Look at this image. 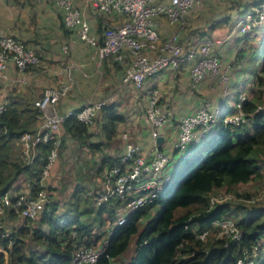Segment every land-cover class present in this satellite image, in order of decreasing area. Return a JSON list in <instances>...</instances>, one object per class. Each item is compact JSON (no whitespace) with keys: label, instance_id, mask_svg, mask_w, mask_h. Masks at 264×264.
I'll use <instances>...</instances> for the list:
<instances>
[{"label":"trees","instance_id":"1","mask_svg":"<svg viewBox=\"0 0 264 264\" xmlns=\"http://www.w3.org/2000/svg\"><path fill=\"white\" fill-rule=\"evenodd\" d=\"M61 23L64 26L62 20ZM262 26L264 24L261 23L255 28ZM246 35L237 36L245 39L253 37ZM248 53L250 58L260 54L262 60L254 76L250 92L252 96L242 102V110L248 121L234 125L221 119L212 135L202 141L201 151L190 158H183L173 169L168 188L158 198L128 214L124 222L115 221L105 250L96 264H111V259L125 251L135 234L138 235L136 253L128 264H236L237 259L250 252L254 244H264V203L241 208L243 214L235 220L242 232L240 239L209 238L206 241L198 237L200 230L213 227V220L230 215L228 203L210 205L211 193L225 185L246 182L261 172L256 154L264 150V111H257V101L264 87V29L259 40L252 41L237 52V63ZM36 66L32 65L28 70ZM34 102L29 104L20 98H9L4 102L5 109L0 113V194L11 189L22 174L29 185V191L25 194L36 197L43 189L42 173L52 142L38 144L31 162L13 156L11 146L12 140H19L23 132L37 130L35 123L39 120V110ZM99 111L100 140L91 138L94 134L90 132L89 123L72 114L61 123L65 135L60 138L59 150L64 147L68 135L92 152L101 151L107 146L118 124L125 119L115 102L105 104ZM19 144L22 147L21 142ZM118 164H122L120 157L104 155L100 170ZM86 193L81 179L73 189L72 199L65 202L62 210H58L56 200L50 199L37 216L39 226H30V219L9 211L3 219L16 220L20 217L22 222L11 225V232L7 236L0 235L3 249L0 250V264H68L79 246L84 243L96 244L97 234L91 230L89 219L100 224L117 219L115 213L120 197L115 195L95 207L93 199L86 197ZM155 205L158 208L151 216L147 213L148 208ZM143 216H147V220L139 231ZM28 237L43 248L39 250L25 246ZM261 258L262 254L259 256Z\"/></svg>","mask_w":264,"mask_h":264},{"label":"built area","instance_id":"2","mask_svg":"<svg viewBox=\"0 0 264 264\" xmlns=\"http://www.w3.org/2000/svg\"><path fill=\"white\" fill-rule=\"evenodd\" d=\"M52 1L64 26L74 31L79 39L91 48L93 58H97L99 62L109 58L123 64L122 85L131 84L140 89L149 77L165 69H179L188 63H191L189 74L193 87H196L206 75L219 73L220 59L213 52L219 39L204 35L185 43L180 40L181 31L186 25V17L205 0H84V7L93 8L100 14H123L125 17L120 22L106 25L99 36L90 33L89 21L77 0ZM162 17L172 27L164 37L159 30V21ZM234 20L237 35L244 36L250 33L255 26L264 22V0H256L249 10ZM69 46L68 43L62 44V51L67 53ZM39 63L40 57L35 49L6 32L0 23V78L9 79L6 70L10 64L24 74L30 66ZM66 69L70 74V66ZM19 79L26 81L27 77L22 76ZM220 83L227 88L228 78L225 74L221 75ZM72 86L73 80L69 75L67 81L46 88L34 102L39 110L40 125L36 131H26L19 136L26 162H31L35 157L38 144L52 142L43 168L44 174L45 169H48L58 157L61 141L58 130L62 121L74 114L79 120L90 123L102 106L114 102L112 92L103 98H88L78 108L59 114L56 105L68 95ZM227 94L225 90L224 96ZM160 98V90L153 88L145 106L146 120L151 126L155 144L154 149L145 154L138 143L128 142L120 155L122 164L104 170L105 186L99 200L106 201L115 195L120 197L116 212L120 215L116 219L118 223L124 222L131 212L158 198L171 182L175 166L169 170L170 164L174 162L170 149L165 146L166 137L162 131L173 122L171 112L162 107ZM247 99L245 93H239L234 100L232 111L225 114L220 108H215L211 101L204 100L178 120L174 126L176 140L171 144V149H177L181 156L188 155L186 150L197 142L208 139L221 119L224 123L230 122L234 125L246 123L248 117L242 110V102ZM4 109L5 103L1 102L0 113ZM257 111H261L259 106ZM160 135L163 136V141L158 144L156 139ZM46 197L45 193H39L36 197L25 193L14 196L8 192L0 194V235L5 237L11 232L3 225V218L9 211L13 210L23 218H36L49 201ZM223 199L225 197L217 196L215 200L218 202L214 203H221ZM214 203L211 201V204ZM211 225L220 228L232 239L238 240L242 235L230 216L215 219ZM106 243L107 240L98 245L82 244L74 251L68 264H96L98 257L105 250ZM263 249L264 244L260 242L254 244L250 252L237 259L236 264H257Z\"/></svg>","mask_w":264,"mask_h":264},{"label":"crops","instance_id":"3","mask_svg":"<svg viewBox=\"0 0 264 264\" xmlns=\"http://www.w3.org/2000/svg\"><path fill=\"white\" fill-rule=\"evenodd\" d=\"M214 1L215 0H205L204 3H206V5L210 4L209 9H214L213 11L215 13V7L213 8L211 4ZM252 1L256 2V0ZM76 2L81 7L84 16L89 21L90 33L96 36L101 35V32L106 25L120 22L125 18L123 14H100L93 10V8L84 7V0H77ZM255 2H253V4ZM247 3L251 2L247 1L245 5H247ZM227 6H225L226 8H220L217 10L219 13L222 11V14L218 13V15H215V18L213 19L214 21L211 23H207L206 16H209L207 13L208 8L203 9L205 6H200L199 11L195 10L194 12L196 15L198 14L202 17L199 18V20L197 19L195 21L196 23L192 26L193 28L190 29L193 32L194 29H196L195 27H197L199 29L197 30L200 32V36L208 35L220 40L213 48V52L219 56L222 64L219 73L215 75H206L196 87H193L189 74V67L191 63H188L179 69L162 70L158 74L146 79L142 88L137 89L131 84L122 85L121 79L123 75V64L112 61L109 58H105L99 62L97 58L92 57L91 48L83 40L79 39L74 31L64 28V31L60 32L61 30L59 24L61 27L63 25L61 23L59 12L53 5L52 0L0 1L1 25L7 32L13 36H16V38L18 37L29 44L31 43L30 45L34 47L36 46L37 50L39 51L42 63L40 68L37 71H34L32 74L28 70L22 74L18 72L14 65L10 64L6 70L9 79L0 78V103L7 101L9 98L14 100H16V98H20L29 104H33V102L42 93L43 88L50 84L58 85L61 82L67 81L69 75L73 80V86L70 89L68 95L58 102L56 109L59 114H65L73 108H78L88 98L97 99L105 94L115 92L118 97L117 102H115L118 110L122 102H128V110H119L124 115L125 120L118 124L117 131L110 141V145H107L110 146L108 150H105V148L108 147L104 146L103 150L94 151V153H92V151L89 149L81 147L74 138L69 135L67 136V143L69 146L77 147L78 150L81 149L86 154L84 158L85 161H83L82 170H88L90 168L96 167V172H98L101 177V159L104 155H112L113 151L117 147L120 148L117 143L120 138H123L124 141L129 138V140L125 142L130 140L135 141L141 146L145 154H149L154 149L155 144L152 139V130L150 124L146 120L144 108L151 90L153 88H158L161 93L160 101L162 107L165 110L170 111L172 116L171 120L173 123L170 122L169 125L163 129L162 134H164L166 137L165 146L170 149V154L173 157L172 160L174 163H172V166L176 167L180 163L181 154L179 157L180 159H175V155L179 152L177 149H171L170 146L176 140L174 126L178 123V120L183 115L187 114L195 107L200 105L204 100L211 101L213 106L215 108H220L222 112L227 111L223 109V102L227 95L224 96V89L220 83L222 74H225L230 82V87L232 88L230 98L232 101L233 99L235 100L236 96L241 92L249 93L253 86L255 75L252 76L251 73H248L247 71L249 70L248 61L250 59V54L248 53L244 59L238 63L236 56L237 52L247 45L245 41H257L260 39L261 36L258 37V35L262 34L261 32L263 31V28H254L253 31H251L253 36H251V39H245L238 36L232 38V35L230 33L227 34L225 28L223 27L227 24V20L229 23V21L238 17L242 11H236V9L233 8L234 10H232V12L235 11L238 14H235L236 16L232 15L230 19L229 14H227L228 12L225 13ZM193 17L194 14H189L186 17V24H188V20L192 23V20L195 19ZM34 18L36 20H34ZM161 20H164V24L161 23ZM165 21L166 20L163 17L160 18L159 21L160 32H162L166 26L169 27L168 31L162 32L164 35H166L172 29V27L167 25ZM183 30H185V27ZM39 31H41L42 35L44 36L41 37V34L37 33ZM44 31L46 32L43 33ZM181 33L180 40L183 43L188 41L190 38L195 39L194 33ZM54 35H56L58 39H55ZM59 37H63L64 39L60 40ZM64 43H68L70 45L69 51L67 53L62 51V44ZM67 66H70V74L67 73ZM247 75L250 76V78H248ZM22 76L27 77V80H18V78ZM13 78H15V80ZM235 87L242 91L239 93L238 91L233 92ZM97 122L98 123H95L94 126L95 129L91 128L90 125V132L91 134H94L91 138L94 141H98L100 138H102L100 132V118ZM35 125L38 128L40 125V119L35 123ZM125 128L127 129V133L125 132ZM58 134L60 137L65 135L62 125L58 130ZM19 143L20 142L18 139H13L11 142L13 156H15L14 148H16V144ZM112 143H116V145L112 147ZM202 146L203 142H197L194 144L188 151L189 157H192L195 153L201 151ZM20 149L22 150L21 146ZM95 158L99 159L98 163L100 166L96 165ZM91 164H94V166ZM78 173L81 172H76L75 174ZM51 175L53 174L50 173L48 177ZM21 177L24 178L22 179ZM53 177H55V174L52 176V179ZM78 178V182L81 179L85 180V178L82 176H79ZM26 179L27 178L25 175H20L13 187L7 192L10 195L27 193L29 188H27L28 181H26ZM22 180H24V182H22ZM76 183L77 182L73 184V189L75 188ZM41 186L43 189L46 188L44 180H41ZM49 186H51L50 180L47 187ZM84 187L87 189L85 196H90L91 193L87 184H84ZM22 190H26V192ZM54 200L58 201L57 199ZM20 222H22L20 217H18L16 220H12V223H15V225L19 224ZM129 246L130 244L123 253L119 254L115 258H112L111 264H117L118 261H123L125 259L123 258V254L129 249ZM0 250H3L1 246ZM135 253L136 245L134 248V253L129 255V258L125 264H128Z\"/></svg>","mask_w":264,"mask_h":264},{"label":"rangeland","instance_id":"4","mask_svg":"<svg viewBox=\"0 0 264 264\" xmlns=\"http://www.w3.org/2000/svg\"><path fill=\"white\" fill-rule=\"evenodd\" d=\"M247 1L251 2V3H247V5H245V3ZM253 2H255V1H252V0H215L213 3H211L213 8L215 7V13L213 11L214 9L213 10L209 9V5L210 4L206 5V3H203L201 6H203V5L205 6L203 9L208 8L207 13L209 14V16L208 17L206 16L207 23L208 22L211 23L212 21H214L213 19L215 18V15H218V13H219V11H217L218 9L226 8L225 6L228 5L227 9L225 10V13L228 12L227 14H229L230 19H231L232 15H235V14L237 15L238 14L235 11L232 12V10H234L233 8H235L236 11L241 10V11L245 12L246 10H249L252 7L251 5H253ZM199 9H200V5L196 8V10L199 11ZM192 14H194L193 18H195V19L192 20V23H191V21L188 20V24H186L184 26L185 30H183L184 29V27H183L181 32H185V33H190L191 32V34L194 33L195 34V36H194L195 38L202 37V36H200V34H199L200 32H198L199 29L197 27H195L196 29H194L193 32L190 30L191 28H193L192 26L196 23L195 21L197 19L199 20V18H201L202 16L198 15V14L196 15L195 12H193ZM219 14H222V11ZM34 20H36V19L34 18ZM234 22H235L234 19L229 21V23H228V20H227V24L224 25V27H223V28H225L227 34L230 33L232 35V38L237 36V32H235ZM161 23L164 24V20H161ZM197 23H198V21H197ZM166 24H167V22H166ZM262 24H264V22H262ZM59 27H60V30H61L60 32L64 31V28H65L64 26L61 27L60 24H59ZM261 28L264 29L263 26ZM35 29H38V28H35ZM168 29H169V27L166 26L163 29L162 32H166V31H168ZM4 30H5V28H4ZM33 30H34V28H33ZM251 31H253V30H251ZM45 32L46 31H44L43 33H45ZM162 32H161V36L164 37V33H162ZM37 33L41 34V37L44 36V35H42L41 31H39ZM49 33H50V31H49ZM217 33H220V32H217ZM254 33H255V31H254ZM251 35H252V33H248L246 36L251 37ZM260 36L261 35H258V37H260ZM14 37H16V36H14ZM54 38L58 39L56 35H54ZM59 39L63 40L64 38L63 37H59ZM191 39H193V38H190L189 40H191ZM20 40H22V39H20ZM251 42H252L251 40L245 41V43L247 45H250ZM35 48L37 50L36 46H35ZM38 54H39V51H38ZM253 56H254V58L251 56V58L248 61L249 70H247L248 73L250 72L252 76L255 75V73L258 71L259 66L261 64V61H262L261 58H260V54H254ZM41 64L42 63H41V60H40V63H39L38 66L32 67L28 71L31 72V74H32L34 71H37L40 68ZM221 66H222V64H221V61H220V67ZM123 70H124V68H123ZM247 77L250 78V76H248V75H247ZM56 85L55 84H50V85L46 86L45 88H43L42 93L40 94V96L44 93L46 88H49V87H52V86H56ZM221 85H222L223 89H225L226 86H224V84H221ZM261 89H262V91H261L260 99L257 102H259L258 106L261 108V110L264 111V87H262ZM225 90H227L228 94H227V96H226V98H225V100L223 102V109L227 110V111H224L225 113H229L232 110V107H233V104H234V99L232 101L231 98H230V95L232 93L231 92L232 88L230 87L229 80H228L227 88ZM225 90H224V92H225ZM237 91L239 93L242 90H239V88L235 87L233 89V92H237ZM250 92L251 91H249V93L248 92H244L247 95L248 98L252 96V94ZM113 93H114V97H113L114 102H117V98L118 97H117L115 92H113ZM105 95H108V94H105ZM105 95L101 96V98L105 97ZM127 105H128V102H125V103L122 102L119 110L120 111H127L128 110L127 109V107H128ZM56 108H57V105H56ZM144 112H145V108H144ZM99 118H100V111L98 110L95 113V115L93 117V120L89 123L91 125V128L95 129V127H94L95 123H98L97 121L99 120ZM126 130L127 129L125 128V132H126ZM127 140H129V138ZM127 140H125V141H127ZM125 141L123 140V138H120L117 141V143H118L120 148L117 147L113 151L112 156L120 157V155L124 151L125 145L128 142H135V141H132V140H130L128 142H125ZM66 142H67V140H65L64 147H60V150L58 151L59 152L58 153V157L54 161V163L48 169H45L46 170L45 174H44V171H43L41 180H44L46 188L42 189L40 191V193H45L46 196H47L46 198L49 199V200L50 199H57L58 201H56V203L58 205V210H62L63 207L65 206V202L68 199H72L71 193L73 191V184L75 182H78L77 180L79 179L78 178L79 176H82V177L85 178V180H83L84 184H87V186L90 189L91 195L89 197H91V199H93V205H95V207H96L99 204H102V202H105V201H100L99 200V195L102 194V191L104 190V186H105V178L103 176L104 175V171L100 170V172H101V177H100L99 173L96 172V169H95L96 167L95 168L94 167L90 168L88 170H86V169L82 170L83 161H85L84 158H85L86 154L81 149L78 150L77 147L69 146L68 143H66ZM123 144H124V146H123ZM109 145H110V143H109ZM115 145H116V143H112V147H114ZM15 147L16 148H14L15 149L14 150V155L16 157H18L19 159L21 157V159H23V161L26 162L27 159L25 157H23L22 150L20 149V145L16 144ZM107 147L108 148H105V150H108L110 146H107ZM188 151H189V148L186 150V152H188ZM92 153H94V152H92ZM179 157H180V153L175 155V159H178ZM187 157H189V155H186V156L182 155L180 157L181 159L179 158L180 162H181V160L183 158H187ZM256 160H257L258 164L261 166V172H260L259 176H255V177L251 178L250 180H248L246 182H242V183H238V184H234V185H230V186H227V185L222 186L220 188L215 189L213 191V193H211V195L209 196L210 205H213V204H211V201L213 203L214 202H218V201L215 200V197H217V196L225 197V199H223L222 203L225 202V203L229 204V206L231 207V211L229 213L230 214L229 216L230 217L232 216V219L234 221L237 218H239L240 216H242V214H243V209H241L242 207L247 209V208H251V207H254V206H261L264 203V150H260L256 154ZM98 161H99V159L95 158L96 165H99ZM91 165L94 166V164H91ZM91 165H89V166H91ZM169 170L170 171L172 170V164H170ZM76 172H81V173L75 174ZM50 173L53 174V175L48 177V175ZM54 174H55V177H53V179H52V176H54ZM76 176H77V178H76ZM21 178L23 179L24 177H21ZM48 178H49L50 183H51V186H49V187H47L48 184H49ZM26 181H28V180L26 179ZM22 182H24V180H22ZM27 185H28V182H27ZM27 188H29V185H28ZM27 188H26V190H27ZM26 190H22V191L26 192ZM118 208H119V205L117 207V210H118ZM157 208H158V205H155L154 207H150V208H148V212L147 213L152 216L156 212ZM117 210H116V212H117ZM119 216H120L119 214L115 213V218H118ZM89 220L91 221L89 223H92V229L91 230L97 234V239H96V242H95L96 244L95 245H98L99 243H101L104 240L108 239V236L111 233L112 227L114 226V223L116 221V219L115 220H106L102 224H100V223H98L96 221L94 222L92 219H89ZM146 220H147V216H143V218L141 219V222H140L139 231L143 228L144 223H145ZM28 221H29L28 224H30V226H39L38 217L35 218V219H30ZM12 224H13L12 220H9L8 217H6L3 220V225H4V227L7 230L8 229L11 230V225ZM44 228H46V227H44ZM196 232H198V231H196ZM198 233H200L199 238L203 239V240H206V241L209 238H211V239H219V238L228 239L229 238L218 227H206L203 230H200V232H198ZM203 233H204V235H201ZM135 235H133L132 240L129 243L130 246H129V249L126 251L127 253L125 252L123 254V258H125V259L123 261H121V262L118 261L117 264H125L126 261L129 258V255L131 253H134V248H135V245H136V243H135L136 241L135 240L137 239V236H138L137 234H135ZM25 240H26L25 246H29V247H33V248L36 247V248H39V250H41L43 248L37 242H35L33 239H30L29 237L26 238ZM261 254H262V258H261V260L259 259L258 264L264 263V249L262 250ZM115 261H116V259H115Z\"/></svg>","mask_w":264,"mask_h":264},{"label":"water","instance_id":"5","mask_svg":"<svg viewBox=\"0 0 264 264\" xmlns=\"http://www.w3.org/2000/svg\"><path fill=\"white\" fill-rule=\"evenodd\" d=\"M162 141H163V136H161V135L158 136L157 139H156V142H157L158 144H161Z\"/></svg>","mask_w":264,"mask_h":264}]
</instances>
